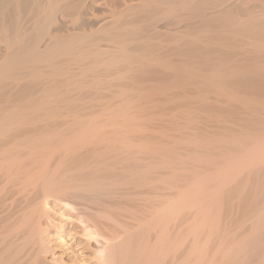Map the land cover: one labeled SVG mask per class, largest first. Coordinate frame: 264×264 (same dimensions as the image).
Returning <instances> with one entry per match:
<instances>
[{
  "label": "bare ground",
  "instance_id": "obj_1",
  "mask_svg": "<svg viewBox=\"0 0 264 264\" xmlns=\"http://www.w3.org/2000/svg\"><path fill=\"white\" fill-rule=\"evenodd\" d=\"M101 1L0 0V264H264V0Z\"/></svg>",
  "mask_w": 264,
  "mask_h": 264
},
{
  "label": "rangeland",
  "instance_id": "obj_2",
  "mask_svg": "<svg viewBox=\"0 0 264 264\" xmlns=\"http://www.w3.org/2000/svg\"><path fill=\"white\" fill-rule=\"evenodd\" d=\"M107 1V0H105ZM101 1V2H105ZM99 4V3H98ZM90 6L93 5V7L97 5V3H89ZM89 7V9H91ZM92 7V8H93ZM96 8H99L98 6ZM104 10V9H103ZM161 25V26H160ZM160 28L165 27V23H160ZM167 25V24H166ZM195 27L194 29H196ZM193 29V31H195ZM192 31V32H193ZM190 37V36H189ZM218 39L220 42L224 41H235L237 43H240L241 46V41L243 39L242 33L239 35L238 33L235 32H228L224 34L218 35ZM179 41H173V42H167L164 41V44H168V50L167 54L169 58H177L179 57V49L177 48ZM142 50V49H141ZM112 102V101H111ZM109 104H118L119 101H113V103ZM116 102V103H115ZM104 103H98L97 105L95 104H88L89 106L86 105L85 110H95V111H101ZM196 105V103H193ZM114 106V105H112ZM180 110V109H179ZM165 112V111H164ZM182 112V111H181ZM166 116V115H165ZM164 117V115L162 116ZM167 118V116H166ZM165 125V124H164ZM64 206L59 205V203L51 202L49 201L48 203V213L50 214V217H52L51 221L55 223L53 226L54 229L50 231V233L47 235L48 237V248L49 249V255L56 254V256H65L67 260L75 261V260H80V261H85L86 264H93L96 262V256L95 253L97 251V244L93 240H89L88 237L85 236V234L82 231L81 228V223L79 221L75 220L77 219L75 216L70 214ZM73 216V217H72ZM58 225V226H57ZM62 226V227H61ZM60 228V229H59ZM63 230V235L62 238L59 234V231ZM84 234V235H83ZM46 237V238H47ZM50 238V239H49ZM50 241V242H49ZM50 243V244H49ZM95 259V260H94Z\"/></svg>",
  "mask_w": 264,
  "mask_h": 264
}]
</instances>
